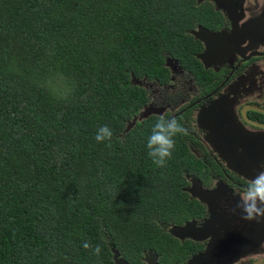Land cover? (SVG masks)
Returning a JSON list of instances; mask_svg holds the SVG:
<instances>
[{
  "label": "trees",
  "instance_id": "trees-1",
  "mask_svg": "<svg viewBox=\"0 0 264 264\" xmlns=\"http://www.w3.org/2000/svg\"><path fill=\"white\" fill-rule=\"evenodd\" d=\"M219 20L196 0H0V264L192 256L164 227L200 215L184 190L197 163L186 135L153 165L145 145L163 114L141 116L143 84L168 85L174 63L212 84L192 31ZM102 125L111 148L94 138Z\"/></svg>",
  "mask_w": 264,
  "mask_h": 264
},
{
  "label": "flooded vegetation",
  "instance_id": "flooded-vegetation-1",
  "mask_svg": "<svg viewBox=\"0 0 264 264\" xmlns=\"http://www.w3.org/2000/svg\"><path fill=\"white\" fill-rule=\"evenodd\" d=\"M218 1L222 4L224 0H216L217 3H219ZM228 1L230 2V9L237 12L236 14L232 13L230 17L228 16V10L225 15L222 12L223 9L217 10L211 0H201L200 2L196 0L197 4L205 3L209 9L219 15L220 20L213 26L217 28L214 31L196 24L192 32L196 29H205L215 33L222 30L232 32L233 24H236L238 29L246 28L245 24L253 20L248 18L249 16L244 11L248 2L253 3L255 8L263 9L258 5L261 0ZM220 3L219 7H221ZM242 37L246 39L245 36ZM247 44L246 39L244 47ZM259 47L263 48V45ZM237 57L241 58L234 61L237 63L234 71L230 72L229 69L213 71L217 75L212 84H198L179 65L174 63L170 66L171 72H174L176 76L187 74L192 88L196 91V95L193 96L191 88L190 95L186 98L191 106L184 105L185 107H180L173 113V116L183 119L188 129V145L190 150L192 148L197 163V166L193 167L191 173L186 176L187 187L184 190L188 189L189 199L196 201L202 208L200 215L191 218L190 222L196 227L203 220L204 224L198 227L202 229L204 225L206 231V233H202L204 235H199L201 238L199 242L190 239L180 243L188 242L195 246L193 256L203 252L206 248L208 250L210 246L214 245L215 236L213 234H218V248L223 251L220 253L226 252L227 255H233L229 258L230 261L234 260L231 264H257L264 263V256H261L264 255V241L255 237L259 230L252 232L249 230V232L244 233L240 231L241 224L224 225L221 220L231 210L240 209L237 205L240 203L239 197L244 191L247 181L254 178L259 171L264 170L260 167L261 164H264V114L251 109L264 110V95H258L259 91L257 89L259 90L260 84H254V78L249 76L250 81L246 82L244 78L251 73L254 65H257L260 59L250 55V53L245 54L244 51H242V55H236ZM242 58H246V60ZM262 59L264 61V55ZM256 74L263 75L258 78H264V71H257ZM230 83H234V86L237 84V87L230 91L224 89ZM180 93L178 92V95ZM179 105L180 100L177 107ZM150 106L151 109H155L152 104ZM162 108L163 106L155 110L161 111ZM193 108L194 112H197V116L205 122V128L200 126L201 128L196 130L190 126L188 118ZM160 113L165 115L163 111ZM243 113H245L246 119ZM191 117L195 118L193 112ZM187 120L188 124H186ZM243 134L248 137L249 141L246 140ZM192 188H195V195L189 192V189ZM200 192H206L205 199L200 198ZM191 196L193 197L191 198ZM203 203L212 209L203 206ZM234 214L235 212L231 211V215ZM226 224H228L227 221ZM209 232L212 237L206 236ZM248 235L249 237H247ZM255 248V253L249 252Z\"/></svg>",
  "mask_w": 264,
  "mask_h": 264
},
{
  "label": "rangeland",
  "instance_id": "rangeland-1",
  "mask_svg": "<svg viewBox=\"0 0 264 264\" xmlns=\"http://www.w3.org/2000/svg\"><path fill=\"white\" fill-rule=\"evenodd\" d=\"M201 0H198V2H200ZM210 1V0H209ZM212 4L215 6V8L217 10L223 9V13L226 15V12L228 10V16L230 17L233 14H236V11H233L232 9H230V5H229V1L228 0H224L223 3L221 4L219 1V3L221 4V7H219V3L216 2V0H211ZM260 7H263V9H259L258 7L255 8L254 4L251 2H248L247 7H245L244 11L245 13L249 16L248 18L253 19L251 22H247L245 24L244 29L248 30V33L245 35L246 39H247V46H245L243 48V51L245 54L250 53V55L257 57L259 60V62L257 63V65H254L256 63H254V68L251 70L250 74H247L244 78H245V82L246 81H250L249 76H251L252 78H254V84H260L259 86V90L257 89V91H259V94L256 92V94H258L259 96L264 95V78H258L260 76H263L261 74H256L257 71H264V61L262 59V56L264 55V0H261L260 3L258 4ZM216 11V10H215ZM223 14V15H224ZM224 15V16H225ZM243 19V17H242ZM198 29H196L195 31H197ZM194 31V32H195ZM211 32V31H209ZM216 34V33H215ZM217 34L223 36H232L231 32H228V30H222L220 32H218ZM262 43V44H259ZM259 44V45H257ZM263 45V48H260L259 46ZM205 45L203 43V51L202 53L205 51ZM253 51V52H251ZM236 55H232L230 57V61H212V62H208L205 63L203 61V59H201V57H199V60H201L202 64L204 65V67L210 71H225L227 69H229V71H234L235 70V66L237 65L236 62L234 61H238L239 58L241 57H237L236 59ZM243 60H246V58H242ZM252 65V66H253ZM179 76V77H178ZM174 75V72H171V80L170 83L166 86H159L156 83H150V82H145L143 84V86L145 87V89L147 90V95L149 98V102L150 104L153 105V107L155 109H159L161 106H163L162 110L164 112V114L166 115H170L173 116V113H175L180 107L182 106H186L190 107L191 103L188 102V100H186L187 97H189L190 95V89L192 88V85L190 83V78L188 77L187 74L180 76V75ZM259 81V83H258ZM235 83V82H234ZM234 83H230L227 84L224 89L227 90H234L233 88L237 87L234 86ZM263 83V84H262ZM231 85V86H230ZM178 92H181L180 95H178ZM192 93L193 96L196 95V91L192 88ZM259 98V97H258ZM180 100V105L178 106V101ZM149 104V105H150ZM212 104V103H211ZM184 106V107H185ZM193 112L195 118L193 119L191 117V113ZM190 113V117L188 118V120L190 121L189 124L190 126L194 127L196 130L198 128H205L204 123L202 121L201 118H199L197 116V112H194V108L192 109ZM205 118V117H204ZM188 120L186 122V124H188ZM201 126V127H200ZM190 153L193 154V150L191 148ZM188 190V189H187ZM193 196H191L192 198ZM198 199V198H197ZM203 206L207 207L208 205L203 203ZM210 208V206H208ZM212 209V208H210ZM235 212L234 215H231V211L228 212V215L223 216L221 213L220 215L223 216V218H221L222 222L228 221L229 224L228 225H234L236 223L241 224V229L240 231L242 232H249V230L252 231H264V220H260L259 222L262 223V225L260 226L261 228L256 229V227L258 226L257 221H246L244 219H242L243 216V212L241 209H234L233 213ZM203 220H201V222L198 224V226L204 224L202 222ZM192 223V222H187L183 225L180 226H168V227H164V229L172 236L174 237L177 241L182 242L184 240H192L194 239L195 241L199 242L201 239L199 237V235H204L202 233H206V231L204 230V225L202 229H199L200 227H198ZM191 228V230H190ZM193 229V230H192ZM258 231V232H259ZM194 235V236H193ZM196 235V236H195ZM207 237H212L211 233L209 232V234H206ZM251 236V235H250ZM249 237V235L247 236ZM212 241V239H211ZM261 241H264V235L261 236ZM207 248L203 251L200 252L199 254L193 255L191 256L187 261H185L182 264H188L189 262L193 261L195 258H201L199 257L200 255L206 253ZM249 252H256V248L250 250ZM233 255H227V253H220L219 255H213V259H215V261H212L209 257H207L204 260V264H231L232 261H230V257H232ZM262 257L264 255H261ZM158 261V260H157ZM159 263V261H158ZM160 264V263H159Z\"/></svg>",
  "mask_w": 264,
  "mask_h": 264
},
{
  "label": "clouds",
  "instance_id": "clouds-1",
  "mask_svg": "<svg viewBox=\"0 0 264 264\" xmlns=\"http://www.w3.org/2000/svg\"><path fill=\"white\" fill-rule=\"evenodd\" d=\"M186 135H188V129L180 121L175 117L167 118L161 115L152 125L145 145L147 155L153 165L158 169L166 168L176 149L177 138ZM94 138L97 143H103L106 147L111 148L113 131L108 125H102L97 129ZM260 167L264 169V164H261ZM239 201L237 207L243 212L242 219L257 222L264 219V170L259 171L254 178L247 181ZM84 247L89 249L92 246L85 243ZM92 250L94 255L99 256L101 253L99 245H96Z\"/></svg>",
  "mask_w": 264,
  "mask_h": 264
},
{
  "label": "water",
  "instance_id": "water-1",
  "mask_svg": "<svg viewBox=\"0 0 264 264\" xmlns=\"http://www.w3.org/2000/svg\"><path fill=\"white\" fill-rule=\"evenodd\" d=\"M232 26H233L231 32L232 36L226 35L225 37H222L217 33L215 34L214 32H209L208 30L205 29H198L197 31L192 32L195 39L199 40L202 44L204 43L205 45L206 49L200 55L201 59H203L205 63L208 62L210 63L212 61H220V62L226 60L230 61L231 60L230 57L232 55H242L244 43L246 41V39H244L242 36H245L248 31L244 28L238 29V26L236 24H233ZM251 109L264 114V110L255 109V108H251ZM160 112L161 111H156L155 109H151V106H148L144 109V112L142 113L141 116L147 117L149 114L160 113ZM243 115L244 118L246 119L245 113H243ZM243 135L246 138V140L249 141V139H247L248 137L245 134ZM189 192L195 195V188L189 189ZM205 194L206 192H200L199 193L200 198L205 199ZM222 223L224 225L229 224V222L228 224H226V221ZM261 225L262 223L259 222L256 228H261L260 227ZM213 235L215 236L213 240L214 245L210 246V248L206 251V253L200 255L199 257L202 256L201 258H197V259L195 258L193 261L189 262L188 264H204V260L207 257H209L212 261H215V259H213V255H219L220 252H223L218 248L219 246L218 245L219 238L217 237L218 234H213ZM262 235H264V231H259L258 234L257 233L255 234V237L261 239ZM157 260H158L157 256L154 253L149 252L144 258V264H159ZM257 264H264V263H257Z\"/></svg>",
  "mask_w": 264,
  "mask_h": 264
}]
</instances>
